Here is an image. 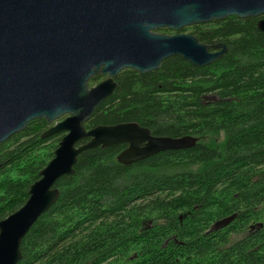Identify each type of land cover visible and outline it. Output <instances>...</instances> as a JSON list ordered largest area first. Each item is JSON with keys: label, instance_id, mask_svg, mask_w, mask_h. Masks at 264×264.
<instances>
[{"label": "trees", "instance_id": "1", "mask_svg": "<svg viewBox=\"0 0 264 264\" xmlns=\"http://www.w3.org/2000/svg\"><path fill=\"white\" fill-rule=\"evenodd\" d=\"M256 21L181 29L226 46L208 66L175 56L150 73L117 75L86 129L135 123L197 143L130 165L117 161L124 144L80 154L74 174L55 184L56 203L23 238L18 264H264V34ZM49 128L33 120L0 144V221L24 205L53 158L64 134L41 139Z\"/></svg>", "mask_w": 264, "mask_h": 264}, {"label": "water", "instance_id": "2", "mask_svg": "<svg viewBox=\"0 0 264 264\" xmlns=\"http://www.w3.org/2000/svg\"><path fill=\"white\" fill-rule=\"evenodd\" d=\"M229 17L254 18L264 34V0H0V144L33 120L50 126L41 139L64 134L24 205L0 221V264L20 262L23 238L56 203V182L74 174L83 152L124 144L117 161L130 165L197 143L192 136L155 137L135 123L84 125L113 94L123 70L143 75L175 56L202 68L221 58L224 44L210 47L179 31ZM96 76L105 78L90 86Z\"/></svg>", "mask_w": 264, "mask_h": 264}, {"label": "flooded vegetation", "instance_id": "3", "mask_svg": "<svg viewBox=\"0 0 264 264\" xmlns=\"http://www.w3.org/2000/svg\"><path fill=\"white\" fill-rule=\"evenodd\" d=\"M155 32H156V33H159V34H164V33L158 32L157 30H156ZM166 35H169V34H166ZM214 51H215V50H214ZM104 78H105V77H104ZM104 78H103V79H104ZM103 79H102V80H103ZM102 80H101V81H102ZM150 133H151V132H150ZM151 135H152V134H151ZM152 136H153V135H152ZM155 137H156V136H155ZM125 148H126V145H125ZM125 148H124V149H125ZM217 231H219V230H217ZM211 232H216V231H209V230H208V231L206 232V234L211 233ZM183 233H184V234H191V233H194V232H192V231H184ZM223 233H225V232H223ZM112 260H113V259H112Z\"/></svg>", "mask_w": 264, "mask_h": 264}, {"label": "rangeland", "instance_id": "4", "mask_svg": "<svg viewBox=\"0 0 264 264\" xmlns=\"http://www.w3.org/2000/svg\"><path fill=\"white\" fill-rule=\"evenodd\" d=\"M174 33H175V32L172 31V34H174ZM184 34H188V33H184ZM169 35H171V34H169ZM101 80H102V79H100L99 81L93 83V84L90 85V86H94L95 84H97V83L100 82ZM66 116H67V115H66ZM66 116H63V117H61L60 119L56 120L55 123H56V122H59V121H61V120H63ZM52 125H53V124H52Z\"/></svg>", "mask_w": 264, "mask_h": 264}]
</instances>
